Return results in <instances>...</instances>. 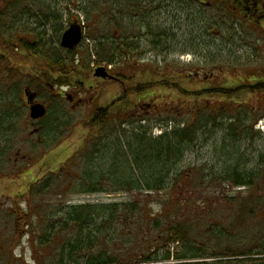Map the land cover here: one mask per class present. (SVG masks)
<instances>
[{
    "label": "rangeland",
    "instance_id": "obj_1",
    "mask_svg": "<svg viewBox=\"0 0 264 264\" xmlns=\"http://www.w3.org/2000/svg\"><path fill=\"white\" fill-rule=\"evenodd\" d=\"M150 1L141 6L138 0H24L16 7L22 12L19 21L12 20L11 9L0 10V40L13 38L9 42L12 44L19 37L30 35L32 41H40L38 53L47 61L70 62L59 45L61 36L66 24L73 23L75 18L84 27L83 39L75 49V61L68 65L76 71L70 75L73 87L56 84L53 79L57 76H39L37 72L41 75L42 70L35 63L8 57L0 61V90L4 91L0 93V111L10 112L18 119L16 135L3 137V144L8 141L9 149L15 144L20 154L30 156L21 164L20 159L13 161L14 156L7 154L8 144L7 149L3 147L0 264L55 261L58 245L67 240L72 242L75 228L72 224L67 226L68 230L55 234L47 245L42 241L50 228L58 231V221L64 219L66 227L72 217L68 216V207L87 206L86 211L93 217L85 232L91 234L104 220L97 213L107 211L99 210L100 206L117 204L121 209L123 204L135 203L159 220L160 224L147 227L146 238L150 243L164 233L165 225L178 221L186 223L184 236L187 233L193 244L205 247L209 253L245 254L207 259L206 264H264V185L258 179L260 190L254 193L223 178L236 168L240 173L262 169L259 156L264 154V130L251 129V124L256 118L264 120V89L246 94L234 104L216 94L188 97L181 92L231 87L241 84L242 79L251 84L264 79L263 26L243 21L242 15L232 10L231 15L222 7L225 0H217V8H211L216 5L214 0ZM0 2L3 7L8 3L12 7L20 0ZM113 38L117 39L114 43ZM121 43L129 50L122 49L111 64L120 71L123 85L96 79L92 65L109 64L110 56L104 47ZM185 55L189 56L180 60ZM159 57L162 59L157 62L155 59ZM189 58L192 60L187 62ZM31 67L32 73L28 70ZM178 70L182 71L181 76H177ZM192 70L198 74L188 78L186 73ZM162 82L177 85L179 91L160 85ZM147 84L151 89H144ZM76 85L82 88L75 94L82 102L75 108L67 103L66 97L54 94L60 89L73 93L78 89ZM136 86L143 90L128 94L123 102L118 100L125 90ZM23 88L36 91L37 100L48 107L42 124L49 129L50 146H56L57 139L63 142L43 162L39 158L41 147L31 145L29 130H25L30 129V117ZM143 101H152L161 114L157 119L128 116L119 127L126 131L125 143L138 125L143 129L133 133L146 131L151 138L159 136L156 129H164L169 123L172 129L194 127L192 140L181 147L182 155L172 168L171 180L165 182L176 180L179 185H165L162 191H146L147 184L142 179L139 184L113 179L107 170L111 165L109 155L101 153L122 141L118 126L111 122L100 130L90 124L96 107L105 108L114 102L110 109L114 113L120 112L124 105L126 110H133V105ZM93 151V159H87L86 155ZM58 165L62 168L57 169ZM86 174L91 175L90 181ZM124 189L130 191H121ZM185 198H190V202H184ZM180 205L184 208L188 205L189 210L200 209L201 205L209 209L185 215ZM180 245L167 246L171 254L167 264H178L175 255Z\"/></svg>",
    "mask_w": 264,
    "mask_h": 264
},
{
    "label": "trees",
    "instance_id": "obj_2",
    "mask_svg": "<svg viewBox=\"0 0 264 264\" xmlns=\"http://www.w3.org/2000/svg\"><path fill=\"white\" fill-rule=\"evenodd\" d=\"M23 1L24 0H20V2L13 4L12 7H10V3L3 7L0 2V10L3 8L5 10L11 9L10 12L14 14L12 20L19 21L22 12L19 13L20 11H17L16 7L19 6V3L23 4ZM148 1L151 3L150 0H138V2H141V6H144ZM216 1L214 3H216ZM222 7H225L226 10L228 9L231 15L234 13L241 14L243 21L253 23L255 26H263L264 29V0H225ZM11 28L14 29L15 27L11 25ZM15 36L14 33V38ZM23 36L22 38L19 37V40L12 44L9 42H12L11 39L13 38H9V40H0V61L4 62L8 57L18 62L25 61L35 63L37 66L36 68L42 70L41 75L37 72L39 76L43 78L48 74L57 76L53 79L56 84L71 85L70 75H72V72L76 71L73 67L68 68V65L70 62L75 61V49L65 50L70 62L61 60L47 61L41 58V52L38 53L40 41L36 42L37 39L32 41L30 35ZM115 40L117 39L113 38V43ZM127 48L128 46H125L123 43H121V45L110 44L104 47L106 52H108L107 56H110L107 62L109 64L114 63L113 61L121 54L122 49L129 50V48ZM28 70L31 73L33 72L32 67ZM193 72L194 70L186 73V75L189 76L188 78L194 76ZM181 74L182 71L178 70L177 76H181ZM195 74L197 75L198 73ZM38 75L36 77L39 78ZM240 82L241 84L237 83L230 85L231 87H213L198 92L192 91L190 93L186 90L181 92L184 96L188 97L216 94L219 96V99H224L234 104L235 100L240 99L242 96L264 89V79H256L253 84L246 79H242ZM162 84L179 91V87L175 84L160 83V85ZM144 89L149 90L151 87L147 84ZM141 90L143 89L139 86L125 90L118 100L123 102L128 94ZM3 92L4 91L0 90V93ZM114 106L115 104L113 102L105 108L96 110L91 117L90 124H92L93 127H99L101 130L104 127H109L111 122H115L119 129L123 122L127 120L128 113L125 105L123 109L120 108V112H110V109ZM2 117L11 118L12 116L10 112H3ZM256 120H258V118L253 120L251 129ZM139 121H141V119ZM233 126L234 125H231L230 127L233 128ZM192 128L194 129V127L185 125L181 128L174 127L170 130H164L156 138H151L146 131H143V134L133 133L134 130L138 132L143 129L141 125H138L131 132L130 141L127 143L124 142L126 131L124 129H119L118 133L123 138L122 141H118L119 144L112 145V147L101 153V155L105 153L104 156L109 155L107 157L111 165L107 170H109L110 176L113 179L125 180L122 183L126 184L128 182L139 184V182H141L140 179H142L147 184L144 188L148 192L162 191L165 189V185L168 184V187L174 184L179 185V181L177 182L176 180L165 182L166 180H171L172 168L182 155L181 147L192 140ZM238 128L240 127H236L235 129L237 130ZM185 142L186 144H184ZM93 153L95 154V151L87 154V159H93ZM259 158L260 165L262 164L261 170L255 169L240 173L236 168L224 174L223 178L231 182L235 187L249 188L251 192L257 193V191L260 190V188H258V179H260V181H262L261 183L264 185V154H260ZM169 160L170 162H168ZM137 172L140 174H136ZM137 175L139 177L138 179L136 178ZM84 176L85 173L82 178H84ZM86 176L90 181L91 175L86 174ZM87 182L88 181H86V183ZM121 191L128 192L130 190L124 189ZM183 201L190 202V198H185ZM117 206V204H111L99 207V210H102V212H105V209H107V211L102 214L100 211L97 213L98 217L101 218L103 216L104 220L100 221L99 227L91 234L85 232L86 227L91 223V217H93L92 213L86 211L87 206L68 207L70 212L68 216H72L69 218L71 223L69 222L70 220H67L66 227H64L65 220L62 219L58 221V231H55L54 227L50 228L42 244L47 245L50 240L53 241L55 234H60L63 229L68 230L71 224L75 228L76 236L72 242H69V240L63 243L61 242L57 247L58 250L56 251V255H54L55 261L48 262L47 264H167V261L171 259V254L167 246L171 243H181L177 248L179 253L175 255L178 264H187L192 261L198 262L196 264H206L207 259L215 258L220 260L221 257H239L245 255L241 252H207L205 247L193 244V241L189 238L187 233L186 236H184L186 223L178 221L170 223L172 225H165L163 227L164 233H162V235H167L165 238L162 235H158L153 243H150L146 238L148 234L147 227H150L152 223L155 226L160 224L158 218H154L151 213H146L144 208L138 203L129 205L123 204L121 209H118ZM185 206L184 208V205H180L181 211L184 212L185 215L201 214V212L209 209V206L201 205L200 209L195 208L194 210H189V206ZM37 264H40V262Z\"/></svg>",
    "mask_w": 264,
    "mask_h": 264
},
{
    "label": "flooded vegetation",
    "instance_id": "obj_3",
    "mask_svg": "<svg viewBox=\"0 0 264 264\" xmlns=\"http://www.w3.org/2000/svg\"><path fill=\"white\" fill-rule=\"evenodd\" d=\"M125 71V69H124ZM112 76H114V79L112 81H115V82H119L120 84L123 85V81H121V79L119 78L118 75H121L120 71H116V70H113L111 72H109ZM193 75H196L194 72H193ZM124 75L122 74V77ZM107 81V80H106ZM72 85V84H71ZM71 85H68L69 87ZM73 87V85L71 86ZM50 88L53 89V86L50 85ZM68 88V87H67ZM75 88H78V89H75V91L73 93H68L67 91H61V89L56 93V91L54 92V94L58 97V98H65L67 99V103L72 107V108H75L77 105H79L81 102H82V99L81 97H76L75 94H79L82 90V88L79 86V85H76ZM25 88H23V91H24ZM32 93L35 94V100L34 102L35 103H41L45 106L46 108V112L48 111V107L47 105H45L43 102H40L37 100V92L36 91H32ZM23 97L25 99V105L28 109V112H29V105L28 103L26 102V98L23 94ZM136 106V107H135ZM133 105V110H129V114L131 116V118H140V117H145L147 116L149 119L151 117H153L154 119H157V116H159V110H158V107L152 105V101H148V102H144L141 103V104H138V105ZM98 109V107L95 108V110ZM155 109V113H152L151 110ZM94 110V112H95ZM2 113L0 111V171L2 169V164H3V147H6L7 149V144H8V149H9V143L5 142L3 144V137L7 138L8 136L10 137L11 135V138L14 137L17 132V126H18V119L16 118H3L2 117ZM44 120V118H41V119H31L29 118L28 121V126L30 129L26 128L25 130H29L28 134H29V137L31 140V145L34 147H41V151H40V156L39 158L41 157V161L43 162V159H45V157H47L51 151H56V150H59L62 145H63V142L60 140V139H57L58 141V144L54 147H51L50 146V140L48 139L49 138V129L47 127V125L45 124H42V121ZM4 124V125H3ZM6 127V128H4ZM31 134H34V135H30ZM7 136V137H6ZM40 136V137H39ZM35 137V138H34ZM40 138V139H39ZM26 141V140H25ZM28 142V141H26ZM14 148H16L17 150L14 151ZM20 148H22V146L20 145ZM5 149V150H6ZM7 154H11L12 156H14V159L13 161H18L20 159V162L21 164L24 163L25 159L26 158H29L30 156L26 153L24 154H20L19 153V148L14 144L11 146V148L9 149V151H6ZM39 163V161H38ZM22 168V165L19 166V169ZM62 168V165H58L57 166V169H61Z\"/></svg>",
    "mask_w": 264,
    "mask_h": 264
},
{
    "label": "water",
    "instance_id": "obj_4",
    "mask_svg": "<svg viewBox=\"0 0 264 264\" xmlns=\"http://www.w3.org/2000/svg\"><path fill=\"white\" fill-rule=\"evenodd\" d=\"M81 38L82 31L80 25L76 21H74L62 34L60 39V46L64 49H73L80 43ZM94 77L102 79H113V76L108 74L103 67H98L94 70ZM24 92L30 104V117L32 119L43 117V115L45 114L44 106L38 103H33L34 94H30L28 90H25Z\"/></svg>",
    "mask_w": 264,
    "mask_h": 264
},
{
    "label": "bare ground",
    "instance_id": "obj_5",
    "mask_svg": "<svg viewBox=\"0 0 264 264\" xmlns=\"http://www.w3.org/2000/svg\"><path fill=\"white\" fill-rule=\"evenodd\" d=\"M171 128H165L164 130H170Z\"/></svg>",
    "mask_w": 264,
    "mask_h": 264
}]
</instances>
